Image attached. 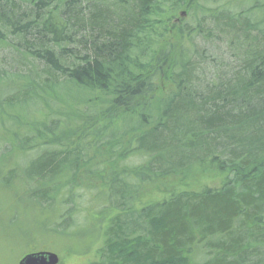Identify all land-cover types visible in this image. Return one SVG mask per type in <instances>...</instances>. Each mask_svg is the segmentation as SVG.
<instances>
[{"label":"trees","instance_id":"1","mask_svg":"<svg viewBox=\"0 0 264 264\" xmlns=\"http://www.w3.org/2000/svg\"><path fill=\"white\" fill-rule=\"evenodd\" d=\"M219 1L0 0V181L49 251L264 264V0Z\"/></svg>","mask_w":264,"mask_h":264},{"label":"rangeland","instance_id":"2","mask_svg":"<svg viewBox=\"0 0 264 264\" xmlns=\"http://www.w3.org/2000/svg\"><path fill=\"white\" fill-rule=\"evenodd\" d=\"M250 1L251 2L248 0V7L253 6V2L256 3L255 6L262 2V0ZM241 2L244 4L245 0H220L217 4H214V7L224 6L229 10L237 11L239 8H245V5L243 7ZM212 4L213 3H210L208 5ZM252 17V15L249 16L251 20L253 19ZM179 19L185 20V16L183 18L178 16V20ZM29 154L32 155L33 153ZM14 173L16 174L17 170H14ZM10 182L9 180V183ZM7 187V183L4 184L0 181V264H16L17 261L23 255L29 253L31 249H33V252L38 250L49 251L45 247L46 243L44 241H37V233L42 229L45 223L46 214L37 212L35 206L33 205L31 207L29 203L25 201L24 197L23 200L19 198L18 184L14 182L11 190H8ZM115 189L120 191L122 187L119 185L115 187ZM40 193L41 192H39V194ZM68 232L71 234V227H69ZM81 234L85 237L81 238L80 242L73 236L57 244L55 249H52L54 252H49L58 254L61 264H76L70 257L64 256V254L69 255L67 252L74 253L75 250L79 251L80 254L86 252L85 254H89L90 258H92L93 250L85 247L90 239L86 237L87 234ZM81 261H83V259H80L77 263ZM84 261L86 260L84 259Z\"/></svg>","mask_w":264,"mask_h":264},{"label":"water","instance_id":"3","mask_svg":"<svg viewBox=\"0 0 264 264\" xmlns=\"http://www.w3.org/2000/svg\"><path fill=\"white\" fill-rule=\"evenodd\" d=\"M56 254L50 252H38L22 257L17 264H58Z\"/></svg>","mask_w":264,"mask_h":264},{"label":"flooded vegetation","instance_id":"4","mask_svg":"<svg viewBox=\"0 0 264 264\" xmlns=\"http://www.w3.org/2000/svg\"><path fill=\"white\" fill-rule=\"evenodd\" d=\"M187 1L191 2L192 0H187ZM197 1H199V0H197ZM182 4L184 5V0H182ZM178 16L183 18L185 16V13L182 10L179 11L178 14H177V19L174 21V23L178 22Z\"/></svg>","mask_w":264,"mask_h":264}]
</instances>
